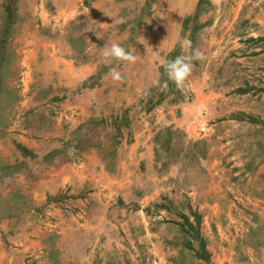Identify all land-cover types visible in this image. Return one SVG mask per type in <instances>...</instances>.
Here are the masks:
<instances>
[{
    "label": "crops",
    "instance_id": "1",
    "mask_svg": "<svg viewBox=\"0 0 264 264\" xmlns=\"http://www.w3.org/2000/svg\"><path fill=\"white\" fill-rule=\"evenodd\" d=\"M8 1L0 0V4L6 8ZM112 1L28 0L30 11L26 13L22 9L23 19L6 13L4 24L0 25L2 107H11L10 97L17 93L20 99L16 107H28L26 111L33 107V111H37L36 107L41 105L51 107L57 119L41 136L27 129L12 136L11 124L4 126L0 147L6 144L11 151L18 147L16 157L5 164L17 169L15 175L19 184L32 188L34 206L50 207V213L58 219V234L66 235L72 242L75 240L77 248L71 246L69 253L78 257L77 264H119L118 255L131 251L125 242L133 236L136 237L134 242L155 239L156 243L151 240L152 250L163 254L157 246L160 235L148 227L149 221L146 234L139 231L135 234L132 228L133 205H140L144 212L146 206L160 202L169 188L167 184L178 175L179 162H170L164 155L166 147L157 141L158 132L171 127L184 133L186 144L208 145L206 156L200 160L204 168L207 165L204 182H210H199L190 195L194 196V203H198L205 192L216 190V195L206 198L200 208L207 205L221 208L218 200L221 189L238 191L245 186L242 182L245 177L249 185L251 176L257 179L261 174L259 168L264 164L260 161L263 158L257 157L259 150L256 148L250 153L253 147L246 146L258 144L260 139L257 130L249 133L250 136L244 127L258 128L259 124L246 118L248 107L231 104L234 95L250 94V91L240 92L239 88L254 89L248 81L233 85V75L248 71L257 76L264 73L260 69L264 38L260 39L255 33L244 36L242 28L236 25L240 14L248 7L246 0H233L230 5L229 0H149L152 8L145 27L151 50L146 55L136 52L135 64L104 62L102 53L112 43L130 47L132 53L136 47L130 45L133 42L123 41L124 26L118 25L115 18L121 11L112 9ZM80 14L98 20V27L80 37L76 33L67 34L68 24ZM194 20L202 24L201 30L193 26ZM12 22L16 29H12ZM202 31L209 34L205 50L201 51L204 58L199 61H206V67L192 77L193 102L181 99L170 105L165 102L156 107L140 105V96L146 92L140 93L138 76L144 70L153 71L154 65H161V60H168L173 53L185 55L178 37L191 40L193 47ZM249 36L255 39L250 40ZM240 49L243 50L240 56H230ZM15 56L17 65L11 70ZM112 68L121 72L123 82L111 79ZM155 82L154 78L150 84ZM42 94L48 98L41 99ZM112 113L118 116L115 119L118 135L85 137L84 129L90 122L108 123ZM249 136L252 142H248ZM11 137L16 140V146L10 143ZM68 144L74 147L73 156L71 152L66 156L59 153ZM150 179L153 184L145 185L144 181ZM139 193L141 197L136 195ZM60 201L67 202L70 209L63 208ZM194 203L192 201V205ZM206 213L201 216V236L206 241L221 239L216 249L207 243L206 249L210 250L212 261L213 258L219 260L215 264L221 263L223 257L222 262H230L232 253L228 248L227 257L220 256L218 251L226 250L222 248L226 241L233 242L236 236L245 235V220L230 215L224 227L217 210ZM10 222H14L13 219L7 220L4 226ZM129 229L132 231L127 232ZM46 233L30 218L21 232L7 234L16 246L25 250L33 247L38 257H44L38 259L41 263L50 254L46 251ZM200 261L205 264L204 260Z\"/></svg>",
    "mask_w": 264,
    "mask_h": 264
},
{
    "label": "rangeland",
    "instance_id": "2",
    "mask_svg": "<svg viewBox=\"0 0 264 264\" xmlns=\"http://www.w3.org/2000/svg\"><path fill=\"white\" fill-rule=\"evenodd\" d=\"M231 2L234 1L229 0V5ZM8 3L9 4L6 8L5 6H2V3L0 4V25H3L5 22L6 13L15 14L17 18L23 19L24 16H22V9H25L26 13H29L30 11L28 0H9ZM244 3L245 5H248V7L246 6L245 10L242 11L236 25L242 28L241 30L243 31L244 36L250 33H255L259 35L258 37L260 39H263L264 0H246ZM150 8H152V3H150L149 0L112 1V9L121 11V14H118L115 18H118V25L121 24L124 26L123 41L127 43L133 42V44L130 43V45L136 46L133 54L138 52L140 55H146L147 52H150L151 50L148 48V33L145 27L148 16L150 17ZM12 18L14 19V17ZM112 21H114V19H112ZM198 23L199 22L194 20L193 26H198V29L201 30L202 24ZM10 25L12 26V29L15 28L13 22ZM93 27H98V20L84 18V15L80 14L68 24L67 29L69 31L67 34L70 33L75 35L76 33L78 37L82 35L84 36L85 34L94 32ZM208 35V32L202 31L200 37H198L197 40H194L193 48H198L200 51L205 50L207 43L206 38ZM261 35H263V37ZM250 37L254 36H249L248 38ZM261 45L262 44H260V46ZM125 49L131 52L130 47H125ZM240 52H243V50L240 49L238 50V53H234L230 56H240ZM177 56H180V52L171 54L168 57V60H174ZM262 57H264V55ZM14 59L16 63H13L14 67H12L11 70L17 65V57L15 56ZM199 61L200 60L193 61V73L190 78V83L185 90L178 89L174 83L168 80L165 69L162 65H154L153 71L144 70L138 76V86L141 89L140 93H146L140 96L139 104H142L144 107H156L159 104H162V102L170 105L175 100L181 99L193 102L195 96L194 90H192V77L206 67V61H202L203 63H200ZM260 65V69L264 70V58H261ZM213 70L216 71L215 68ZM154 78L157 82L151 85L150 83ZM231 80H234L233 85L240 83L246 84L248 81L254 88L253 90H249L250 94L234 95L231 104L235 107H248L249 113H245L247 119L250 118V116L257 118V121L255 122L259 124L258 128L254 125H250L245 126L244 130L248 134L257 130L260 139L259 143L257 144V142H254V144L251 145L248 143L246 146L253 147L252 150H250V153H253V150L256 148L259 150L260 155L257 154V157L258 159L263 158V160L260 159L261 164H263L264 73L261 72L260 76H257L254 72L248 71L243 74L233 75ZM166 81L167 88H163L162 85ZM16 95L17 96H14L13 94V96L10 97L11 107H2L3 97H0V136L3 135L2 132L5 129H3V127L8 126L9 123L11 124L12 136L19 135L22 129H27L30 133H33L36 136H41L47 131V128L52 127L53 122H57V119L54 118L56 113L51 111V107L41 105V107H36L38 108L37 111H33L35 108L33 107L32 109L27 110L28 112L26 111L28 107H16L20 99V96L17 93ZM40 98L45 99L48 98V96L42 94L40 95ZM7 99L9 98L7 97ZM108 109H110V107ZM116 117L118 116H116L115 113H112L108 116V123L104 122L102 124L100 122L98 125L94 121L90 122L84 129L86 131V133L84 132L85 137L96 139V137L101 135H118V127H115ZM20 121H23L22 124ZM99 126L100 128H98ZM183 134L184 133L180 131V136L183 137ZM174 135L175 140L172 143L171 148L165 149L164 155L171 160L170 162H179L178 175L172 179L170 185L167 184L169 188L165 192L166 195L164 193L162 194L160 202L157 201L146 206L143 209L144 212L140 205H133L134 209L132 212V215H134V225L132 226V228H134L133 233L136 234L139 231L141 234H146L148 230L146 222L149 221L150 224L148 227L160 235L157 246L163 251V254H159L152 250L153 245L151 240L154 242L155 239L150 240L149 238L148 241L143 239V242H139V240L134 242L136 237L133 236L131 240L125 242L126 245H130L128 247L131 248V251L126 250L118 255L119 264H202L203 262L200 261L202 258L197 256L196 250L185 245L187 236L178 224L182 219L180 218V213L182 212L190 214L193 220H195L190 210L193 205L194 209L201 215H207L206 211L210 212L217 210V215L220 216L224 227L226 226V217L236 215L245 220V235L236 236V240L233 242L226 241L228 243H223L224 245L222 248H228L233 255L229 258L230 262L229 260H224L222 262V259L224 258L223 256H226L227 254L230 255V252L226 249L224 251H218L221 254L220 256L223 257L220 260L221 263L218 264H264V164L259 168L261 174L258 175L257 179H254L253 176H251V183L249 185L247 183V177H245V180L242 181L245 182V186H241L238 191L233 192L229 189L226 190L227 187L221 189L222 191L218 193V200L221 208H213L209 205L200 208V205L205 203L206 198H209L211 195H216V190L213 192H205V195L203 194L204 197L202 199L200 198L198 203H194V196L192 194L190 195L192 189L198 185L199 182L205 184L210 182L209 180L204 182L207 165L204 168L200 160L206 156V148L208 145L205 143H199L195 145L194 152V144H186V140H184L185 146L180 149V142H176L177 139L179 140L178 134ZM12 138L13 137H11L10 143L16 146V140ZM251 139L252 137L249 138L248 142H252ZM81 149L80 151H82ZM17 150L18 147L16 146V150L11 151L6 144L0 147V264H77L76 261H78V257H73V254L71 255L69 253L71 246L77 248L74 244L75 240L72 242L66 237V235L58 234V219L55 215L50 213V207L47 205L34 206L32 203V188L21 183L19 184V182L16 181L17 177L15 175L17 169H14L13 167L8 168L6 166L7 164L5 163H8V159H14L16 157ZM62 151L59 153H64L65 156L70 152L71 156L74 155V147L72 144L65 145ZM253 155H256V153ZM158 156H161V154ZM179 158L180 160L178 161ZM160 159L161 157H158V160ZM23 164V166H29L26 163ZM233 181L234 180H232V182ZM144 182L145 185L149 182L153 184V180L151 179ZM136 195L141 197L140 193ZM192 201L194 203L193 205ZM257 201L259 202L257 203ZM162 202L169 203V208L158 206L159 203ZM232 203L235 205H229ZM59 204L65 209H70L67 202L60 201ZM30 218L37 221L43 230L47 232L45 234V244L47 245L46 251H49L50 254L46 256L47 260L45 262H38V259L44 257H38L39 253L35 252L33 247L25 250L21 246H16L15 243L8 238L7 233H10L11 231L21 232L25 223H27ZM12 219L14 222H10L4 226V223L7 220ZM212 227L211 223V228ZM28 230H30V228ZM130 231L132 230H127V232ZM121 232L125 234L126 230H121ZM162 237L166 238V240H162ZM191 237L194 245H196V249H198V247L200 248L199 239L195 235H191ZM219 241L221 243V239L210 238L206 243L208 246L213 245L214 249H216L220 244L218 243ZM133 244L135 245L134 248L132 247ZM213 252L214 250L212 253ZM209 255L211 254L209 253ZM73 258H76V260ZM202 260H204L205 264H215L216 261H219L216 258H213L212 261L211 256L210 260L204 258ZM78 263L81 264L80 262Z\"/></svg>",
    "mask_w": 264,
    "mask_h": 264
},
{
    "label": "clouds",
    "instance_id": "3",
    "mask_svg": "<svg viewBox=\"0 0 264 264\" xmlns=\"http://www.w3.org/2000/svg\"><path fill=\"white\" fill-rule=\"evenodd\" d=\"M178 42L182 49L185 50V55L177 56L174 60H161V65L164 67L168 80L175 84L180 90H185L190 83V78L193 73L194 60H202L203 53L198 48L192 47L191 40L178 37ZM104 62L116 61L120 63L135 64L138 56L127 51L118 43H112L106 46L102 53ZM114 82H123V76L116 68H112L109 73ZM167 88V81L162 85Z\"/></svg>",
    "mask_w": 264,
    "mask_h": 264
},
{
    "label": "trees",
    "instance_id": "4",
    "mask_svg": "<svg viewBox=\"0 0 264 264\" xmlns=\"http://www.w3.org/2000/svg\"><path fill=\"white\" fill-rule=\"evenodd\" d=\"M200 9H201V7H200ZM248 39L254 40L255 38L250 37ZM249 89L248 88H239V91L240 92H247V91H249ZM250 120L255 122V121H257V118L250 116ZM174 134H178L179 140L177 139L176 142H178V143L180 142V149H182L185 146V143H184L185 141H184V135H183V137L180 136L179 130H174L173 128L168 127L167 129L163 130V132H158L156 138H157L158 142H162L164 144V148L166 147L165 149H168V148H171L172 143L175 140ZM199 143H201V142L194 143V145H193L194 152H195V147H196L195 145H197ZM158 154H159V152H158ZM166 165H167V163L164 164V166H166ZM158 206H160L162 208H169V203H166V202L163 203L162 202V203H159ZM190 210H191V214L194 216L195 220H191L190 214H188L186 212H182V213H180V218H182V219L178 222V224L181 226V228L183 229V231L186 233V236H187L186 241H185V245L188 246L189 248L193 249V250H196V254L198 257H200L202 259L204 258L206 260H210V255L206 249V240L200 234V222H201V216L202 215L200 213H198L193 208V206H191ZM191 235H195L199 239V243H200L199 249H196Z\"/></svg>",
    "mask_w": 264,
    "mask_h": 264
}]
</instances>
